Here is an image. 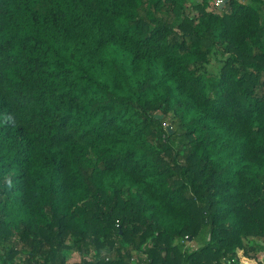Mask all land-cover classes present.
Returning a JSON list of instances; mask_svg holds the SVG:
<instances>
[{"label":"trees","instance_id":"trees-1","mask_svg":"<svg viewBox=\"0 0 264 264\" xmlns=\"http://www.w3.org/2000/svg\"><path fill=\"white\" fill-rule=\"evenodd\" d=\"M195 1L0 0V264L260 259V0Z\"/></svg>","mask_w":264,"mask_h":264},{"label":"rangeland","instance_id":"rangeland-1","mask_svg":"<svg viewBox=\"0 0 264 264\" xmlns=\"http://www.w3.org/2000/svg\"><path fill=\"white\" fill-rule=\"evenodd\" d=\"M228 1L229 0H210L209 2V9L210 10H214L217 12H222L224 13L225 10H228ZM195 0H191V2L188 5V15H194L195 12L193 10V4L195 3ZM262 2V3H260ZM260 2L257 4H252L254 7H260L261 8V13H262V22H263V26H264V0H260ZM219 5V7H218ZM224 57H222L220 54L218 55V57L216 59L213 60L212 65L208 68L209 71L216 73L219 70V61H221ZM198 242L193 243V248H197ZM137 256V254H136ZM70 260L72 262H78L81 260L80 256L78 255L77 252H72L71 256H70ZM240 264H264V252L260 253V259L259 260H255V261H250L247 258H245L243 256V253L240 252Z\"/></svg>","mask_w":264,"mask_h":264},{"label":"water","instance_id":"water-1","mask_svg":"<svg viewBox=\"0 0 264 264\" xmlns=\"http://www.w3.org/2000/svg\"><path fill=\"white\" fill-rule=\"evenodd\" d=\"M157 118L162 120L163 116H157ZM169 130L171 131V127H169ZM171 133H172V131H171Z\"/></svg>","mask_w":264,"mask_h":264},{"label":"built area","instance_id":"built-area-1","mask_svg":"<svg viewBox=\"0 0 264 264\" xmlns=\"http://www.w3.org/2000/svg\"><path fill=\"white\" fill-rule=\"evenodd\" d=\"M219 6V5H218ZM251 261V260H250ZM90 262V261H89Z\"/></svg>","mask_w":264,"mask_h":264}]
</instances>
